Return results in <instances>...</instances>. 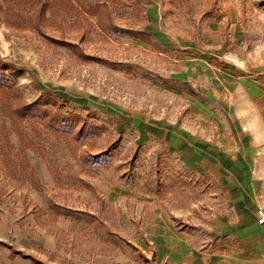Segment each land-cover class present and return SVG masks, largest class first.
Wrapping results in <instances>:
<instances>
[{
	"label": "rangeland",
	"instance_id": "1",
	"mask_svg": "<svg viewBox=\"0 0 264 264\" xmlns=\"http://www.w3.org/2000/svg\"><path fill=\"white\" fill-rule=\"evenodd\" d=\"M260 66L264 0H0V222L52 238L35 257L11 232L0 248L156 264L161 221L198 252L237 248L212 225L235 219L226 191L241 179L198 162L243 153L222 114L243 103L229 88L206 98L221 73Z\"/></svg>",
	"mask_w": 264,
	"mask_h": 264
},
{
	"label": "crops",
	"instance_id": "2",
	"mask_svg": "<svg viewBox=\"0 0 264 264\" xmlns=\"http://www.w3.org/2000/svg\"><path fill=\"white\" fill-rule=\"evenodd\" d=\"M255 76L254 80H237L230 73H221V90L211 89L206 98L211 102L212 98L228 88L240 92L242 110L237 111L233 107L229 110V102L223 101L226 105L222 108L225 110L222 114L225 116L226 130H239L244 134L243 153L229 158V169L215 158L198 162L218 178H223L228 172L230 176L235 173L241 179L232 181L226 191L230 206L235 210V219L228 222L217 216L212 225L216 237L232 234L237 239L238 247L232 250L223 248L216 253L205 250L198 252L171 223L161 221L155 228L156 264H264V223H256L255 214L260 208L264 210V66L255 69ZM213 78L216 79L215 76ZM222 93L226 100V92ZM3 216L7 217L6 213ZM10 232L13 244L33 257L37 255L34 247H48L52 243L48 235L40 236L18 227L9 231L7 224L0 222V235L3 237ZM0 264L32 263L13 254L8 248H0Z\"/></svg>",
	"mask_w": 264,
	"mask_h": 264
},
{
	"label": "built area",
	"instance_id": "3",
	"mask_svg": "<svg viewBox=\"0 0 264 264\" xmlns=\"http://www.w3.org/2000/svg\"><path fill=\"white\" fill-rule=\"evenodd\" d=\"M256 223L258 224H262L264 223V210H260V212H258L257 216H256Z\"/></svg>",
	"mask_w": 264,
	"mask_h": 264
},
{
	"label": "trees",
	"instance_id": "4",
	"mask_svg": "<svg viewBox=\"0 0 264 264\" xmlns=\"http://www.w3.org/2000/svg\"><path fill=\"white\" fill-rule=\"evenodd\" d=\"M35 106V105H34ZM32 109L33 108H28V106H25L24 108H23V110L21 111L20 110V108H19V110L26 116L28 113H30V112H32ZM26 113V114H25Z\"/></svg>",
	"mask_w": 264,
	"mask_h": 264
}]
</instances>
